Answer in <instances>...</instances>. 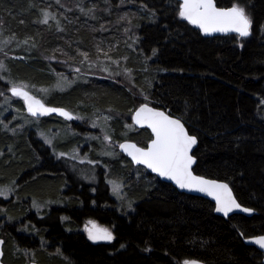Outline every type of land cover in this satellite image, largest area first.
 Wrapping results in <instances>:
<instances>
[{
    "label": "trees",
    "instance_id": "1",
    "mask_svg": "<svg viewBox=\"0 0 264 264\" xmlns=\"http://www.w3.org/2000/svg\"><path fill=\"white\" fill-rule=\"evenodd\" d=\"M61 2L65 7L46 0H0L3 34L19 41L30 38L26 58L0 53V61L11 70L7 75L35 87L47 86L57 74L70 78L82 74L74 70L79 66L83 71L80 52L96 59L97 45L105 51L111 47L109 54L120 59L132 53L129 37H140L136 45L139 56H152L153 48L159 54L151 59L145 80L139 71L144 65L131 62L135 87L147 92L154 106L171 109L176 116L184 112L186 102L192 105L190 115L195 123L186 126L198 132L201 141L196 174L228 182L238 201L255 211L250 217L224 219L214 214L210 201L179 193L155 177L150 180L152 176L145 170L119 155L105 163L126 181L125 196L134 201L135 211L127 213L122 208L121 213L99 171L95 184H86L52 161L34 130L10 134L0 125V186L13 189L7 199L0 196V210L13 217L9 221L0 215V238L6 241L4 263L30 262L32 256L26 259L14 254L18 247L33 252L38 264H178L183 259H198L203 264H262L261 254L243 239L264 235V36L248 38L244 49L233 36H202L174 16L175 0H170L171 7L161 5L165 11L157 23L140 19L146 16L140 5L152 0H125L123 5L120 0L108 4L104 0ZM231 2L217 0L218 6ZM78 4L86 9L98 5L96 18L82 14ZM41 9L52 12L65 31H57L55 22H35L42 17ZM125 15L131 25L120 20ZM256 18L264 20V4L258 5ZM101 25L105 31L94 30ZM125 28L132 31L125 33ZM33 41L36 47H30ZM120 80L116 76L92 78L63 93H53L47 105L77 111L90 106L109 108L116 117L111 124L116 140L146 146L151 136L145 129L129 131L126 139L121 136L131 123L130 110L143 99L135 89L131 91L128 82ZM0 93L9 95L3 79ZM18 104L23 107L20 101ZM51 118L42 120L45 127ZM92 153L95 157L96 150ZM137 172L148 177L137 179ZM33 200L63 206H52L38 215L32 209ZM87 219L110 229L116 239L90 242L80 230ZM25 227L27 231H22Z\"/></svg>",
    "mask_w": 264,
    "mask_h": 264
},
{
    "label": "snow or ice",
    "instance_id": "2",
    "mask_svg": "<svg viewBox=\"0 0 264 264\" xmlns=\"http://www.w3.org/2000/svg\"><path fill=\"white\" fill-rule=\"evenodd\" d=\"M104 2L108 4L109 0H104ZM55 3L61 7H65L61 0H55ZM120 3L123 5L125 0H120ZM165 3H167L168 7H171L170 0H160L159 4L156 0H152L151 4L148 2L141 4L140 8L146 13V16H141L140 19L146 18L149 23H157L160 19V15H163L165 11V9L161 7V5ZM261 4H264V0H232L229 6H218L217 0H176V7L173 10V14L175 17H178L179 21H185L195 29H198L199 33H202L205 37L213 36L217 33L224 35L234 34L232 38L238 39L239 47L244 49V41L248 38H252L256 34L264 36V20H257L256 18L257 7ZM30 7H35V5L32 4ZM78 7L79 11L85 16H90L92 19L96 18L95 12L98 5L94 4L87 9L83 6ZM71 10L72 9H67V11ZM40 11L42 13V19L35 22L48 25L49 20H55L57 31H65V29L60 26V21L52 12L44 9ZM65 19H67L66 16ZM120 20H126L128 24H132V20L129 19L127 15L120 17ZM20 23L23 24L25 21L21 20ZM134 27H139V25L137 24ZM164 27L167 28V25H164ZM94 30L105 31L106 29L104 25H101L99 29ZM131 31L132 28H125V33ZM15 39V36H11L5 40L2 37V33H0V52H3L4 55L7 56V52H5L4 49ZM29 39L30 38L24 39L23 44L28 45ZM129 39H132L133 44H135L140 40V37L134 36L129 37ZM30 47H36L34 41ZM129 47H132V45H129ZM133 50L135 51V48H133ZM110 51H112L111 47L105 51L97 45V60H99L102 55L105 60L119 66V61L113 60L109 55ZM158 54L159 49L153 48L152 56L146 57V60L152 59L158 56ZM79 55L83 57V60L80 62L81 64L87 63L89 68L93 67L94 62L90 61L89 53L80 52ZM19 59H23V57H19ZM49 59H51V57H49ZM125 59H127V57H125ZM74 70L76 73H81L82 71L80 67H76ZM101 70L105 72L110 71L109 67L104 66L103 63H101ZM145 70H147V65L145 66ZM10 71L8 66L3 61H0V73H10ZM123 71L131 78V69L125 68ZM119 74V72L116 73V75ZM0 79H5V77L0 75ZM6 83L10 85L12 96L23 100L27 109V114L36 118L35 121L29 123H36L37 127H39L40 117L50 116L53 113L58 114L68 121L85 119V117L80 115H74L72 111L66 110L65 108L48 106L43 99H38L27 90L29 85L26 82H17L9 78L6 80ZM64 83L70 82H68L67 78L61 73L59 74L58 81L59 90H65L61 86ZM41 91L47 94L50 90L41 89ZM140 95L143 97V100L139 102L134 110H130L132 111V124L126 125V127L130 130L136 126L141 129H149L151 138L146 146H138L137 143L127 141L119 144V148L131 158V162L136 165H143L145 169L150 170L151 173H155L157 177L173 182L175 186L181 190L203 193L205 196L210 197L215 202L214 211L222 214L226 218L229 217L230 213L235 212L249 215L254 213V208L244 206L238 201L228 182H222L217 179L207 178L205 175L196 174L194 166H198V153L200 151L198 145L201 141L199 133L192 131L189 126H186L189 125L190 122L195 123L192 121V116L190 115L192 105L186 102L184 112L176 116L172 114L171 109L161 110L154 106V102L147 92L141 90ZM5 100L6 103L9 104V107H11V101L8 100L7 97ZM15 111L17 114L20 113V109L18 108L15 109ZM109 111H111V109H109ZM15 118L16 117H13V119ZM103 119L107 124L111 117L106 116L103 117ZM0 124H3L4 131L10 130L2 120H0ZM98 126V122L93 120L92 127L95 128ZM101 128L104 133L103 141H107L109 145L112 144V137L109 134L108 127L101 126ZM11 131L15 132V129H11ZM39 134L44 142L53 149V154L56 155L58 159L67 157L70 160L78 161L80 164L87 163L89 165L99 163V161H93L87 156L80 157L77 149H73L71 154L63 151L57 152L56 146L53 143L56 136H49L43 131H40ZM89 139L100 140V137L91 136ZM239 146L240 145L237 144V147ZM2 154L3 153H0V155ZM98 155L114 157L116 154L114 151H108L106 147H102ZM241 175H243V173H241ZM12 183L15 184V181ZM109 183L112 186L113 194L116 195L118 199L123 200L122 182L118 183L117 181L110 180ZM12 191L13 189L10 186H0V196L5 197V199H7ZM133 203L134 201H129L128 203L130 211H135ZM33 207L39 208L35 200H33ZM0 215L7 216L9 221L13 219V217L8 216L7 212L4 210H0ZM63 219H67V217ZM89 225H91V227H89ZM21 230L27 231V227ZM84 230L87 232L88 239L94 243L101 241L112 242L116 239L110 229L100 227L92 220L88 221ZM240 235L243 236L244 233L241 231ZM248 242L264 250V235L254 236L250 238ZM5 243L6 241L0 238V264H4ZM120 247L124 248L125 245L122 244ZM144 250L151 251L150 248ZM17 251H20L18 247ZM57 254L61 255L59 252ZM25 255H29L26 250ZM30 264H36L34 254H32ZM178 264H202V262L198 259H183L182 262L178 261Z\"/></svg>",
    "mask_w": 264,
    "mask_h": 264
},
{
    "label": "rangeland",
    "instance_id": "3",
    "mask_svg": "<svg viewBox=\"0 0 264 264\" xmlns=\"http://www.w3.org/2000/svg\"><path fill=\"white\" fill-rule=\"evenodd\" d=\"M46 1H54L55 2V0H46ZM78 3H80V2H78ZM76 6L78 7V6H80V4H78ZM41 19H42V17H41ZM50 22L53 23V22H55V20H49V23ZM0 33H2L3 39L6 40L9 38L7 35H4L1 30H0ZM134 36L135 35H131L130 37H134ZM130 41H131L130 45H132V47H129V49H130V51H132V53L129 56H125V57H127V59H125V57L118 59V58H115L109 54L113 60L119 61V66H117L116 64H112L110 61L105 60V58L102 55L100 56L99 60H97V58L96 59L89 58L90 61L94 62L92 68H89L88 64L85 63V64H83V71L81 72L82 74H77L72 78H70V76H68V75H63L64 77L67 78V81L70 82V83H64L61 85L65 90H63V91L59 90V87H58L59 74L55 75L54 81L50 85H47V86L35 87V86L27 83L29 85V88L27 90L32 95H35L39 99H43L45 101V103L48 104L47 100H48L49 96H51L53 93H63L72 87H76L78 85H81V84L88 82L92 78L100 79V78H108V77L111 78L113 76H116V77H121V80L123 79V83L128 82L132 86L131 91H134V89H135V92L143 99V97L140 95L141 90L135 87V85H136L135 80H134V77H135L134 70L135 69H133V67L131 66V64H132L131 62H136V63H140V64L144 65L143 67H141L139 69V71L143 75L142 79L145 80L146 76H144V74L146 75V73L148 71L151 59L146 60V58L144 56H142V57L139 56L138 50L136 49L137 43L133 44L132 39H130ZM27 48H28V45L23 44V41H19V40L15 39L9 45H7L4 50H5V52H7V57L11 56V57L18 59L19 57L26 58V56H28ZM133 48H135V51L133 50ZM0 53H3V52H0ZM82 60H83V58L80 60V62ZM101 63H103L104 66L109 67L110 71L109 72L102 71L101 70ZM146 65H147V70H145ZM77 67H79V66H77ZM125 68L131 69V78H129V76L124 73L123 70ZM117 72H119L120 74L116 75ZM7 73L8 72H3V74H2V76L5 77V79H3L5 81V83H6V80L9 78H11L12 80H15L17 82H20L16 79L10 77L9 75H7ZM7 89L8 90L10 89V85H8V84H7ZM41 89H49L50 91L46 94L45 92L41 91ZM0 95H2V98H3L2 102H0V120H2L3 123L6 124L8 126V128L10 129L9 131H7L8 133L15 134L16 131H23L25 129H27V130L31 129V130L35 131L36 137L38 139L44 141L43 138L39 134L40 131H43L46 134H48L49 136H52V135L56 136V139H54L53 143L56 146L57 152L63 151V152L71 154L73 149H77L80 157L87 156L88 158L92 159L93 161H99V163H97L95 165H89L87 163L81 164L85 167H79V166L71 165L70 166V172H72L74 174L75 178H78L79 180L82 179L86 184H89L92 186L95 184V182L97 180V177H98L97 174L99 171L101 176L104 177L107 181L106 184L109 186L110 194L114 198L115 203H116V210H119V212L122 213L121 210L123 208V210L127 211V213L130 212V210L128 208L129 201H127V198H126L125 193H124L125 192L124 186L126 184V181H123L121 178H119L115 174H113L110 170V167L108 165H106V163H105L106 160L115 161L116 158H118V156L121 155L119 153L118 147H117L119 142L116 140V136H114V130L111 126L112 122L116 119V117L111 111H109V108L103 110V109H95L94 106H90L89 108L83 107L82 110H80V111L70 109L69 111H72L74 115H80L82 117H85V119L84 120H74L75 122L73 121L74 122L73 123V122H66L62 118H51L52 120L49 121L48 126L45 127V123L42 122V120L44 119L43 118V119H39V127H37L36 123H29L31 121H35L36 119L29 117L25 113V110L23 107L20 108V106L18 104V101H20V100L13 98L12 96L7 95V94H0ZM6 97L8 98V100L11 101V107H9V104L6 103V100H5ZM22 106H23V104H22ZM17 108L20 109L19 114H17L15 111V109H17ZM106 116L111 117V119L107 122V124L105 123V121L103 119V117H106ZM13 117H16V118L13 119ZM93 120L98 122V125H99L98 127H95V128L92 127ZM41 123L43 126L41 125ZM130 124H132V123H130ZM0 125L3 128V124H0ZM21 126H23V127H21ZM101 126L108 127L109 134L112 137V144L109 145L107 141H103L104 133L102 131ZM80 128H82V129H80ZM11 129H15V132L11 131ZM135 129L136 128H133L130 130L125 126V129L122 130V131H124L123 135H121V136H123V138L126 139L129 131L131 132L132 130H135ZM91 136L100 137V140L89 139V137H91ZM124 139H122V140H124ZM44 145H47V144L45 143ZM47 147L52 149L49 145H47ZM102 147H106V150H108V151H114L116 155L114 157L98 155V153L101 152ZM93 150H96L95 157L92 156ZM60 159L66 161L67 163L75 162L73 160L68 159L67 157L60 158ZM76 163H79V162L76 161ZM121 167H123V166L121 165ZM135 168H139V167H135ZM68 173H69V171H68ZM140 173L137 172L135 174V178L138 179L140 176H143L144 178L148 177L146 174L141 173V175H140ZM148 178H150V180L153 179V177H148ZM110 180L117 181L118 183L122 182V195L124 196L123 200L118 199L117 196L113 194L112 186L109 183ZM9 196H10V194L8 195V197ZM37 204L39 205V208L33 207V202H32V209L38 215H43L52 206H54V207L63 206V204L61 202H54V201H52L51 203L44 202L41 204H39V203H37ZM89 220H91V219L85 220L84 223L80 226L81 231L86 232L84 229H85V225L88 223ZM92 221H94V220H92ZM95 223L97 225H99L96 221H95ZM89 227H91V225H89ZM14 254L23 255V256H25L26 259H29L32 256L33 252H28L29 255L26 256L25 250L17 251V249H14Z\"/></svg>",
    "mask_w": 264,
    "mask_h": 264
},
{
    "label": "water",
    "instance_id": "4",
    "mask_svg": "<svg viewBox=\"0 0 264 264\" xmlns=\"http://www.w3.org/2000/svg\"><path fill=\"white\" fill-rule=\"evenodd\" d=\"M175 1H176V0H175ZM194 29H195V28H194ZM196 30H198V29H196ZM198 31H199V30H198ZM200 34H201L202 36H204L202 33H200ZM216 36H234V34L224 35V34H219V33H217V34H215V35H213V36H208V37H216ZM9 95L12 96V93H11L10 89H9ZM12 97H13V96H12ZM13 98H16V99H18V100H20V101L22 102V104H23V108H24V110H25V113L27 114V109H26V106H25L24 103H23V100L20 99V98H17V97H13ZM38 99H39V98H38ZM48 106H49V105H48ZM53 107H54V106H53ZM66 110H67V109H66ZM27 115H28V114H27ZM28 116L31 117L30 115H28ZM51 116H55V117L62 118L63 120H65L63 117H61V116H59L58 114H55V113L51 114L50 116L40 117L39 119L48 118V117H51ZM32 118H34V117H32ZM35 119H36V118H35ZM65 121H66V122H73L74 120H72V121L65 120ZM131 123H132V121H131ZM135 128H137V129H141V128H139L138 126H136ZM145 130H147V131L150 133V130H149V129H145ZM126 141H127V142L135 143V142H133V141H129V140H124V141H121L120 143H124V142H126ZM120 143H119V144H120ZM119 144H118V151H119V153H120L122 156H124L127 160H129V161L131 162V158L128 157V156L126 155V153H123V152H122V150L119 148ZM131 164H132L134 167H141V168L145 169L143 165H136V164H134V163H132V162H131ZM194 167H195V166H194ZM145 170H146V172H147L149 175H151V176H153V177H156L160 182L167 183V184L171 185V186H172L174 189H176L179 193H183V194H187V195H190V196H195V197H200V198L206 199V200L210 201V202L213 204V206H215V202H214L210 197L205 196L203 193L189 192V191H187V190H181V189H179L178 187H176L175 184H174L173 182L168 181V180H165V179L160 178V177H157L156 174H155V173H151L150 170H147V169H145ZM214 214L217 215V216H220V217H222V218H224V219H227V218H229V217L232 216V215H243V216H246V217H250V216H252L254 213H252L251 215H249V214H246V213L235 212V213H230V214H229V217H227V218L224 217V216H223L222 214H220V213H216L215 211H214ZM86 237H87V239H88L87 232H86ZM250 238H252V237H250ZM250 238H246V239L244 238V239H243V243H244L245 245H247V246L254 247L255 249H257L259 252H261V253L264 255V250H261V249L258 248V246H256V245L251 244V243L248 242V240H249ZM88 240H89V239H88ZM89 241H90V240H89ZM90 242H92V241H90ZM92 243H94V242H92ZM96 243H108V242H103V241H101V242H96ZM4 264H5V263H4ZM28 264H30V262H29ZM36 264H38V263H36ZM202 264H203V263H202ZM262 264H264V258H263Z\"/></svg>",
    "mask_w": 264,
    "mask_h": 264
},
{
    "label": "flooded vegetation",
    "instance_id": "5",
    "mask_svg": "<svg viewBox=\"0 0 264 264\" xmlns=\"http://www.w3.org/2000/svg\"><path fill=\"white\" fill-rule=\"evenodd\" d=\"M48 118H51V117H48ZM48 118H44V119H48ZM43 119V120H44ZM75 122V121H74ZM73 122V123H74ZM140 130V129H139ZM43 142V144H45L44 143V141H42ZM46 147H47V145H45ZM48 149H49V151H48V154L51 156V159H52V161L54 162V163H56L57 165L58 164H60L61 165V167L63 168V169H65L67 172L69 171V173H72V172H70V166L71 165H74V166H79V167H85V166H83V165H81V164H79V163H76V161L75 162H73V163H67L66 161H64V160H62V159H58L57 158V156L56 155H54L53 154V149H50L49 147H47ZM153 177V176H152ZM80 180H82V179H80ZM83 181V180H82ZM255 250H257V249H255ZM258 251V250H257ZM258 253H260L261 254V263H262V261H263V258H264V255L261 253V252H259L258 251Z\"/></svg>",
    "mask_w": 264,
    "mask_h": 264
}]
</instances>
